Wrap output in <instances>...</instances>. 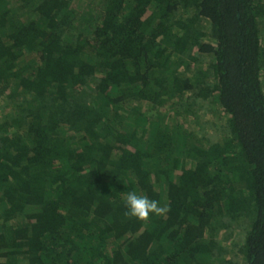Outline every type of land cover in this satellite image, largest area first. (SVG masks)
I'll return each mask as SVG.
<instances>
[{"label": "trees", "instance_id": "1", "mask_svg": "<svg viewBox=\"0 0 264 264\" xmlns=\"http://www.w3.org/2000/svg\"><path fill=\"white\" fill-rule=\"evenodd\" d=\"M0 264H264V0H0Z\"/></svg>", "mask_w": 264, "mask_h": 264}, {"label": "clouds", "instance_id": "2", "mask_svg": "<svg viewBox=\"0 0 264 264\" xmlns=\"http://www.w3.org/2000/svg\"><path fill=\"white\" fill-rule=\"evenodd\" d=\"M127 215L136 217L139 220H147L150 215H165L167 207H160L157 200L149 199L147 196L138 195L135 191H130L126 197Z\"/></svg>", "mask_w": 264, "mask_h": 264}]
</instances>
